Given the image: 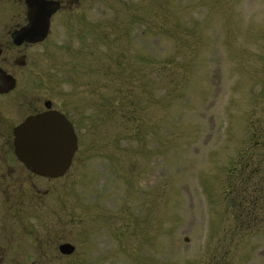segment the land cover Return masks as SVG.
I'll use <instances>...</instances> for the list:
<instances>
[{"label":"rangeland","instance_id":"obj_1","mask_svg":"<svg viewBox=\"0 0 264 264\" xmlns=\"http://www.w3.org/2000/svg\"><path fill=\"white\" fill-rule=\"evenodd\" d=\"M76 9L27 81L74 112L78 150L46 180L0 146V264H264V0Z\"/></svg>","mask_w":264,"mask_h":264},{"label":"flooded vegetation","instance_id":"obj_2","mask_svg":"<svg viewBox=\"0 0 264 264\" xmlns=\"http://www.w3.org/2000/svg\"><path fill=\"white\" fill-rule=\"evenodd\" d=\"M27 1L0 0V146L8 147L10 145L13 158L22 166L23 170L30 177L40 178L27 171L16 159L13 151V130L27 118L47 112H56L62 115L73 128L74 133L77 125L71 116V113L74 115V112L70 111L69 115L60 107V95L56 94L53 85L52 87H50L51 84L47 85L46 78L40 79L39 84L27 81L28 70L30 67L33 69L35 64L34 60L30 64L31 56L29 53L30 50L47 44L49 38H51L54 19L77 11L78 0H37L52 5L51 8L41 9L38 13L28 7ZM52 10L54 12L49 17L47 36L44 39H39L38 36L31 39L20 38L22 33L31 26V28L38 31L42 26L46 13ZM23 75H25V78H23ZM30 75L32 74L30 73ZM39 75V78L44 77L42 74ZM19 96L24 97L26 100L23 103L18 102L20 100ZM74 99L72 102L73 109L77 108L76 98L74 97ZM22 107L24 111L18 110ZM3 122L7 123V126L3 125ZM9 126L13 127L10 134L4 133L2 130L8 129ZM0 165L3 166L2 169L7 176H12L15 173L12 169L6 167L5 158H1Z\"/></svg>","mask_w":264,"mask_h":264},{"label":"water","instance_id":"obj_3","mask_svg":"<svg viewBox=\"0 0 264 264\" xmlns=\"http://www.w3.org/2000/svg\"><path fill=\"white\" fill-rule=\"evenodd\" d=\"M30 9L38 13L41 9L51 8L43 1L28 0ZM54 12H47L38 31L34 28L25 30L20 38L44 39L47 36L48 20ZM78 149L77 137L65 118L56 112L42 113L27 118L13 130V151L16 159L33 175L57 180L64 177L71 167ZM61 256H70L74 247L62 244L58 247Z\"/></svg>","mask_w":264,"mask_h":264}]
</instances>
